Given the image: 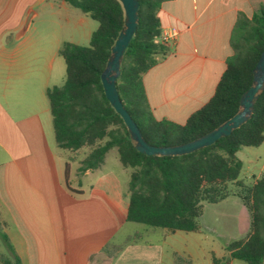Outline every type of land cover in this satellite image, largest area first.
<instances>
[{"label": "crops", "instance_id": "0c3cea01", "mask_svg": "<svg viewBox=\"0 0 264 264\" xmlns=\"http://www.w3.org/2000/svg\"><path fill=\"white\" fill-rule=\"evenodd\" d=\"M70 8L67 0H0V224L21 264H226L228 245L250 233L251 213L237 183L229 184L234 188L223 200L203 204L198 232L162 231L160 241L130 235L121 241L118 236L131 224V170L118 153L109 157L112 149L98 169L80 173L92 147L72 152L77 161L58 147L46 91L63 79L59 50L72 24ZM261 9L264 0L163 3L157 13L161 29L175 30L177 38L143 75L155 119L183 125L209 102L233 53L230 38L238 16L251 18ZM88 17L82 13L75 25ZM229 198L238 230L230 240L229 224L218 213L210 215L217 216L212 227L203 226L208 206ZM218 243L223 253L214 248ZM109 245L120 246L114 257L103 250ZM0 253H6L1 239ZM200 256L204 263L196 262Z\"/></svg>", "mask_w": 264, "mask_h": 264}, {"label": "trees", "instance_id": "16d2710c", "mask_svg": "<svg viewBox=\"0 0 264 264\" xmlns=\"http://www.w3.org/2000/svg\"><path fill=\"white\" fill-rule=\"evenodd\" d=\"M137 1V30L124 52L116 82L120 99L150 145L174 146L195 140L239 111L241 96L251 87L254 68L264 51V9L251 18L238 16L230 38L233 53L213 97L180 125L155 119L143 84V75L169 53L168 46L158 41L162 29L157 13L170 0ZM67 2L99 26L91 34L88 46L66 42L59 50L66 66V79L62 85L46 91L58 147L71 152L92 147L81 162L80 173L98 169L107 152L116 149L123 167L131 170L127 221L167 233L198 232L203 204L223 200L228 195V184L237 183L243 188L241 196L251 213L250 233L228 245L226 264L231 260L263 264L264 173L250 187L244 185L239 180L243 162L237 153L264 142V91L249 120L213 145L182 156L142 154L130 140L122 118L106 99L101 82V74L124 27L122 3ZM0 239L6 249V253H0V263L21 264L1 224ZM103 250L114 257L120 246L109 245Z\"/></svg>", "mask_w": 264, "mask_h": 264}, {"label": "water", "instance_id": "95a60500", "mask_svg": "<svg viewBox=\"0 0 264 264\" xmlns=\"http://www.w3.org/2000/svg\"><path fill=\"white\" fill-rule=\"evenodd\" d=\"M122 3L125 21L113 48L111 56L101 74V82L105 97L113 109L122 118L130 140L136 150L147 156L173 157L193 153L205 147L213 145L219 139L229 136L234 130L245 124L251 117L255 102L264 91V51L262 52L253 73L251 87L243 93L240 99L239 111L221 125L187 143L174 146H153L147 143L138 125L129 112L125 109L116 88V82L120 75V67L124 52L132 39L138 25L137 0H119Z\"/></svg>", "mask_w": 264, "mask_h": 264}, {"label": "rangeland", "instance_id": "374dc122", "mask_svg": "<svg viewBox=\"0 0 264 264\" xmlns=\"http://www.w3.org/2000/svg\"><path fill=\"white\" fill-rule=\"evenodd\" d=\"M82 12L76 8L72 9L70 8L68 10V16L71 19L72 24H70L66 28L65 32V38L66 41L69 42L70 40H74L78 45L81 46H88L90 42V35L93 31H95L99 24L97 21H94L90 17H88V20L83 25H75V19L78 17H81ZM74 24V25H73ZM64 63V62H62ZM64 72H63V79L60 80L57 84L58 86L62 85L65 82L66 79V71H65V64H63ZM117 150L113 149L110 152L109 157L116 156ZM69 159L77 161L79 159V156H75V154H72V152L69 154ZM238 158L243 162V169L240 175V179L247 187L250 186V184L253 182L254 177L262 176L261 173L262 167L264 165V142L259 147H244L237 153ZM81 166V163H80ZM127 171H130L127 169ZM227 193H231L234 187L228 186ZM244 193H247V190L245 189ZM233 198H229L226 201L214 205V206H208V218L204 220V222L208 223L207 225H203L204 229L210 228L213 226V223L215 222V217L217 216H210L214 215L215 213H218L219 216H221V220L228 222V228L226 231V237L228 240L232 238L238 233V230L236 229V220H235V212L237 211L236 206L232 204ZM222 228V227H221ZM224 229V228H222ZM163 230L160 229H152L146 225L143 224H137V223H131L128 226L125 227V229L120 233L118 236V239L123 241L126 236L130 235L132 237L138 236L140 240L143 241H160L162 239L161 233ZM223 243V240L222 242ZM215 244L216 251L218 254L224 251L221 249L220 244ZM180 246V245H179ZM2 252H5L4 248L2 247ZM202 257L204 256L203 252H199ZM200 256V257H201ZM200 258L198 261L199 263H204V259ZM239 264H246L244 262H237Z\"/></svg>", "mask_w": 264, "mask_h": 264}, {"label": "built area", "instance_id": "2783aa9c", "mask_svg": "<svg viewBox=\"0 0 264 264\" xmlns=\"http://www.w3.org/2000/svg\"><path fill=\"white\" fill-rule=\"evenodd\" d=\"M176 38H177V32L175 30L162 31L161 36L158 39V41L167 45L168 43L175 41Z\"/></svg>", "mask_w": 264, "mask_h": 264}]
</instances>
